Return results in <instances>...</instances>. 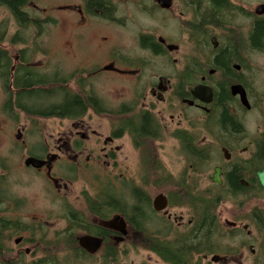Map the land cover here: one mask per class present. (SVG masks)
I'll return each mask as SVG.
<instances>
[{
	"label": "flooded vegetation",
	"instance_id": "1",
	"mask_svg": "<svg viewBox=\"0 0 264 264\" xmlns=\"http://www.w3.org/2000/svg\"><path fill=\"white\" fill-rule=\"evenodd\" d=\"M58 10L75 27V64L46 73L34 29L55 21L34 20V0H0L8 113L68 107L58 137L17 127L0 151V264H264V0ZM21 175L33 187L14 190Z\"/></svg>",
	"mask_w": 264,
	"mask_h": 264
},
{
	"label": "rangeland",
	"instance_id": "2",
	"mask_svg": "<svg viewBox=\"0 0 264 264\" xmlns=\"http://www.w3.org/2000/svg\"><path fill=\"white\" fill-rule=\"evenodd\" d=\"M65 0H34V20L48 21L53 19L54 24L43 23L45 30L43 35H37L36 29H34V54L33 62L36 65H44L47 71L55 68H66L70 65L75 64V57L73 52L70 50L72 47L70 44L76 41L74 25L70 26L66 20V15L58 10V7L64 4ZM47 12L45 14V12ZM99 34L90 35L86 39L81 40L82 45L91 49L95 48ZM9 54H12L11 51ZM69 59V61H68ZM77 61V60H76ZM45 74V73H43ZM6 94L0 85V126L3 131L0 133V139L3 140L2 145L6 147H0V151L3 155V150H8L11 145L10 141L15 139L17 133V127L23 128L24 138L34 141L43 137H49L52 135L58 137L63 132V127L58 126L59 124L65 123L61 119H40L37 117H28L20 113L18 119L16 116H12L8 113L6 105ZM18 113V112H17ZM41 123L44 125V133L40 130L37 131L35 124ZM40 128V127H39ZM56 128V129H55ZM55 129V130H53ZM49 133V134H46ZM44 134V136H41ZM18 183L13 184L14 190H19V186H25L24 189H30V185L33 187L31 178L27 175L16 176ZM35 188L42 189L39 184H34ZM41 194L42 191H39ZM41 202V200H40Z\"/></svg>",
	"mask_w": 264,
	"mask_h": 264
},
{
	"label": "trees",
	"instance_id": "3",
	"mask_svg": "<svg viewBox=\"0 0 264 264\" xmlns=\"http://www.w3.org/2000/svg\"><path fill=\"white\" fill-rule=\"evenodd\" d=\"M26 74L30 75V73H26ZM23 83H24V86L26 88H29V89L32 88V85H33L32 80L28 81V79L25 78L24 80H22V84ZM38 84L48 85V84H50V82L46 83V82L34 79V86L38 85ZM43 95L47 96V94H45V91H42L40 89H34V98H35L34 100L36 102V106L39 108H40V106H39L40 104L38 102L40 101L41 98H43ZM71 103L72 104H70L69 106H77L78 105V101L75 98L71 99ZM66 108L68 109L66 104L55 106V107L50 106V108H47V109H49L48 111L34 112V117H37V118H48V117H50V118H52V117L63 118V117H65ZM261 154L264 155V149L261 151Z\"/></svg>",
	"mask_w": 264,
	"mask_h": 264
},
{
	"label": "water",
	"instance_id": "4",
	"mask_svg": "<svg viewBox=\"0 0 264 264\" xmlns=\"http://www.w3.org/2000/svg\"><path fill=\"white\" fill-rule=\"evenodd\" d=\"M28 164H32V165H34V167H40V166L42 165L41 162L36 161V160H29V161H28ZM258 177H259V180H260L261 186L264 188V172L258 174ZM216 181L220 182V180H219L218 177H216ZM80 245H81L84 249L93 252V251H95V249H96L97 242H96L95 240H93V239L86 238V239H82V240L80 241Z\"/></svg>",
	"mask_w": 264,
	"mask_h": 264
}]
</instances>
